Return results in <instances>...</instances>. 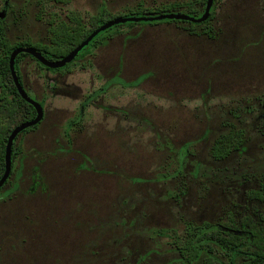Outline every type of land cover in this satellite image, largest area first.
<instances>
[{
	"label": "rangeland",
	"instance_id": "rangeland-1",
	"mask_svg": "<svg viewBox=\"0 0 264 264\" xmlns=\"http://www.w3.org/2000/svg\"><path fill=\"white\" fill-rule=\"evenodd\" d=\"M38 1L0 0L11 42L49 43L53 16L71 12L192 16L171 5L189 0ZM215 1L213 37L186 20L126 22L68 70L22 59L20 79L44 118L14 142L0 192V264H165L177 254L154 230L246 214V190L264 170L261 120L244 108H259L264 94V0ZM140 76L137 86L120 83ZM230 123L248 129V149L216 161L210 148Z\"/></svg>",
	"mask_w": 264,
	"mask_h": 264
},
{
	"label": "trees",
	"instance_id": "trees-1",
	"mask_svg": "<svg viewBox=\"0 0 264 264\" xmlns=\"http://www.w3.org/2000/svg\"><path fill=\"white\" fill-rule=\"evenodd\" d=\"M48 1L50 0H39L38 2L43 4L48 3ZM54 1L63 4H69L71 2V0ZM206 2L207 0H189L173 2L171 5L173 8H185L190 10L192 16L200 17L204 13ZM138 6H141V4ZM216 7L217 4L215 1L209 19L201 23L205 24L207 27L206 30H203V33L205 32L211 37H213V35L210 24L215 18ZM163 13L164 12L156 14ZM119 16L128 17L136 15L132 13L116 15L107 10H103L98 14L86 16L71 12L66 19L54 15L50 22L49 43L32 42L30 39L11 42L6 37L5 28L2 25L4 19L0 16V98L3 101L0 108V178L5 172V150L9 135L17 125L36 117L34 106L21 97L14 84L10 70V57L12 52L18 47L32 46L48 59L57 60L64 58L94 30ZM165 20L175 19H163L152 22ZM127 23L133 25L138 22ZM192 23L196 25L200 24ZM188 32L191 34L197 33L196 29H190ZM101 33L102 32L95 36L93 40L79 52L73 61L55 70H68L78 59L89 54L90 51H88V48L91 45L94 46L98 40L102 43L103 40L101 38L99 39ZM27 56L32 55L27 52H22L16 57L15 67L18 75L19 70L17 66L22 59ZM34 59L37 60L36 58ZM37 62L48 69L47 66L38 60ZM144 79L145 77L143 78L141 76L130 82L120 79V83L125 86H137ZM99 93L100 91L94 92L84 101L80 115L73 122L74 125L83 120L84 109H86L89 102L98 98ZM257 99L260 105L259 108L251 105H246L244 108L261 120V124H258V126L254 128V131L264 134V94L258 96ZM38 125L39 124L29 127L20 134L36 129ZM248 134L249 131L244 126H236L234 123L228 124L226 129L214 140L210 148L211 158L216 161H223L235 155L244 156L248 149ZM190 146L191 143H187L178 149L180 159L177 168L178 174L183 173V167L188 160ZM13 153L15 155L18 154V149L15 148V144ZM12 172L13 169L11 170V174ZM254 177L258 180V183L257 186L246 190V199L250 205L249 208H247L246 214L243 216L238 217L232 214L227 218L221 217L216 221L204 220L200 223L189 220L184 222L185 225L182 230L176 228H161L154 230L157 234L168 238L173 251L177 254L176 257L165 264H264V170H259ZM250 208L253 209V211H251Z\"/></svg>",
	"mask_w": 264,
	"mask_h": 264
},
{
	"label": "water",
	"instance_id": "water-1",
	"mask_svg": "<svg viewBox=\"0 0 264 264\" xmlns=\"http://www.w3.org/2000/svg\"><path fill=\"white\" fill-rule=\"evenodd\" d=\"M215 0H207L206 2V7L204 10V13L200 17H194L190 16L187 14L183 13H178V12H171V13H163V14H150L146 16H128V17H123L119 16L116 17L104 24H102L100 27H98L96 30H94L83 42H81L74 50H72L67 56L61 59L53 60V59H48L46 58L40 51H38L36 48L32 46L28 47H18L15 49L10 57V70H11V75L14 81V84L21 95V97L26 100L28 103H30L32 106H34L36 110V117L33 118L32 120H28L26 122H23L19 125H17L11 132V134L8 137V142L6 145V150H5V172L3 173L2 177L0 178V190L1 188L5 185L7 180L9 179L11 175V170H12V153H13V147H14V142L17 138V136L24 131L25 129L32 127L34 125L39 124L43 118H44V107L43 105L38 102L37 100L31 98L28 93L26 92L23 84L21 83L19 76L16 71L15 67V62H16V57L22 53V52H27L30 55H32L34 58H36L39 62L47 66L48 68L56 69V68H61L64 67L66 64L70 63L73 61L76 56L79 54V52L86 47L95 36H97L100 32H103L104 30L117 25L121 23H126V22H152V21H158V20H163V19H175V20H186L194 23H202L205 22L206 20L209 19L211 15V10L213 8ZM1 18L5 16L4 12H1L0 14Z\"/></svg>",
	"mask_w": 264,
	"mask_h": 264
},
{
	"label": "flooded vegetation",
	"instance_id": "flooded-vegetation-1",
	"mask_svg": "<svg viewBox=\"0 0 264 264\" xmlns=\"http://www.w3.org/2000/svg\"><path fill=\"white\" fill-rule=\"evenodd\" d=\"M89 54H91V52H90ZM86 56H87V55H86ZM84 57H85V56H84ZM78 61H79V59H78ZM17 74H18V73H17ZM18 76H19V75H18ZM19 79H20V78H19ZM20 81H21V80H20ZM21 83H22V81H21ZM22 84H23V83H22ZM0 92H1V90H0ZM0 100H1V98H0ZM2 102H3V101L1 100V104H2ZM0 108H1V105H0ZM41 122H42V121H41ZM41 122H40V123H41ZM40 123H39V124H40ZM74 126H75V125H74ZM12 174H13V172H12ZM12 174L10 175V178H11ZM1 177H2V176H1ZM10 178H9V179L7 180V182L5 183V185H4L5 187H6V185L8 184ZM4 186L1 188V190H2L3 188H5ZM1 190H0V192H1Z\"/></svg>",
	"mask_w": 264,
	"mask_h": 264
}]
</instances>
